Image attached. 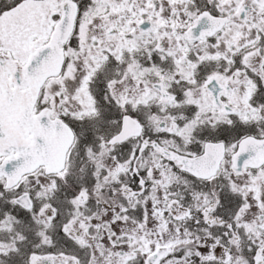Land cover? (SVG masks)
I'll list each match as a JSON object with an SVG mask.
<instances>
[{
  "label": "snow or ice",
  "instance_id": "1",
  "mask_svg": "<svg viewBox=\"0 0 264 264\" xmlns=\"http://www.w3.org/2000/svg\"><path fill=\"white\" fill-rule=\"evenodd\" d=\"M0 264H264V0H0Z\"/></svg>",
  "mask_w": 264,
  "mask_h": 264
}]
</instances>
